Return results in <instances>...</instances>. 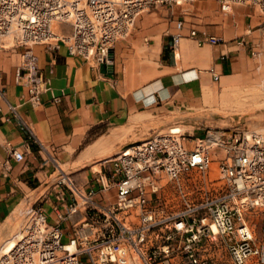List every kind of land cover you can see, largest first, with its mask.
<instances>
[{
    "label": "built area",
    "instance_id": "obj_1",
    "mask_svg": "<svg viewBox=\"0 0 264 264\" xmlns=\"http://www.w3.org/2000/svg\"><path fill=\"white\" fill-rule=\"evenodd\" d=\"M193 1L0 0V49L19 54L15 81L36 105L48 81L34 47L57 50L61 44L70 56L109 65L115 44L130 36L142 13ZM215 1L224 11L245 5L264 13V0ZM183 28L177 21L173 51ZM187 37L199 47L220 43L194 29ZM10 155L22 160L12 149ZM213 155L214 180L208 172ZM91 174L97 189L76 184L57 167L47 183L54 223L42 206L26 205L13 246L0 247V264H83V258L87 264H157L175 256L187 264H209L202 255L205 244L222 239L233 264L264 263V244L248 224V214L264 211V136L257 132L244 126L209 128L197 137L171 127L125 146ZM97 194L104 204L94 202ZM73 215H79L76 222ZM69 222L65 240L60 225Z\"/></svg>",
    "mask_w": 264,
    "mask_h": 264
},
{
    "label": "crops",
    "instance_id": "obj_2",
    "mask_svg": "<svg viewBox=\"0 0 264 264\" xmlns=\"http://www.w3.org/2000/svg\"><path fill=\"white\" fill-rule=\"evenodd\" d=\"M177 21L184 22V37L173 51ZM191 29L220 43L199 47L187 37ZM34 53L48 81L36 105L15 81L19 54L0 49V227L23 204L42 206L54 223L47 183L57 167L78 185L97 189L91 171L99 164H92L139 141L133 136L200 124L194 114L204 109L214 86L264 66V13L245 5L224 11L215 0L158 6L142 13L130 36L115 44L109 65L70 56L61 44L57 50L36 46ZM11 149L22 160H15ZM94 202L104 204L103 196L95 195ZM78 219L72 216L73 222ZM248 224L264 244V211L250 213ZM60 227L67 240L71 223ZM225 244L224 239L205 244L202 255L209 264H233ZM157 264L187 263L175 256Z\"/></svg>",
    "mask_w": 264,
    "mask_h": 264
},
{
    "label": "rangeland",
    "instance_id": "obj_3",
    "mask_svg": "<svg viewBox=\"0 0 264 264\" xmlns=\"http://www.w3.org/2000/svg\"><path fill=\"white\" fill-rule=\"evenodd\" d=\"M184 7H188V4H184L182 8ZM65 32H68L67 27H65ZM5 44H11V42L8 41ZM194 115L202 119L200 124L187 127L176 124L162 126L160 129L155 130L147 129L144 130V134L141 136H133L132 140H142L153 133H164L169 128L177 126L197 137H202L209 128L217 129L234 126H244L264 136V66H256V69L245 77L234 78L220 86H214V89L209 92V96L206 98L204 109ZM101 161L92 164L91 167L100 164ZM217 166V156L213 155L208 171L212 180L217 178ZM62 169L68 172L66 169ZM76 184H78L77 181ZM214 186L216 185H212L211 188ZM25 207V204L21 205L0 227V247L10 239L14 240L13 235L19 232L24 221L22 211ZM83 264H87L85 258H83Z\"/></svg>",
    "mask_w": 264,
    "mask_h": 264
},
{
    "label": "bare ground",
    "instance_id": "obj_4",
    "mask_svg": "<svg viewBox=\"0 0 264 264\" xmlns=\"http://www.w3.org/2000/svg\"><path fill=\"white\" fill-rule=\"evenodd\" d=\"M216 139V135H210V140L213 141ZM14 244V240L10 239L5 243V249L11 248Z\"/></svg>",
    "mask_w": 264,
    "mask_h": 264
}]
</instances>
